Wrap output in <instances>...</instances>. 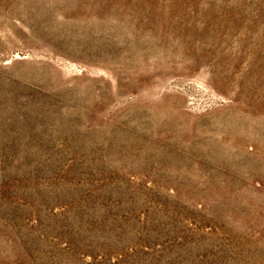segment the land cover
I'll return each instance as SVG.
<instances>
[{"label": "rangeland", "instance_id": "1", "mask_svg": "<svg viewBox=\"0 0 264 264\" xmlns=\"http://www.w3.org/2000/svg\"><path fill=\"white\" fill-rule=\"evenodd\" d=\"M0 264H264V0H0Z\"/></svg>", "mask_w": 264, "mask_h": 264}]
</instances>
